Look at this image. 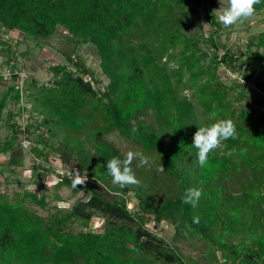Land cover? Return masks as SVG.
<instances>
[{
  "label": "trees",
  "instance_id": "1",
  "mask_svg": "<svg viewBox=\"0 0 264 264\" xmlns=\"http://www.w3.org/2000/svg\"><path fill=\"white\" fill-rule=\"evenodd\" d=\"M217 5V0H0L1 28L42 44L61 26L74 42L73 49H64V62L50 66L51 82L25 77L22 88L32 100L30 113L41 116L34 128L43 127L50 136L39 134L31 150L48 162L52 152L66 162L74 158L91 182L73 188L72 172L34 164L42 175L57 176L55 188L85 194L70 207L55 205L41 215L28 203L46 207L51 193L24 188L10 198L0 169V264H264V114L255 117L247 107L239 109L231 97L235 89L245 97L246 80L264 72L259 50L264 31L245 50L228 47L221 53ZM255 8L264 12V0ZM200 12L212 27L205 37L210 52L201 50L200 37L191 32L201 25ZM83 43L95 47L109 79L103 88L85 60L72 55ZM0 44L11 63L12 46L2 39ZM221 67L229 68V75L241 72L242 82L233 76L225 84ZM10 72L11 77L19 74L15 66ZM21 97L15 84L0 97V131L5 124L14 135L0 137V154L9 153V167L22 168L23 146L16 141L30 133L31 125L19 129L12 122L11 111L4 121L8 101L17 103ZM148 113L154 123L145 118ZM216 119H231L237 137L223 141L201 167L194 133ZM111 131L156 153L167 192L160 194L157 173L137 167V160L131 167L139 185L112 183L107 161L114 156L123 160L126 154L103 138ZM190 187L203 188L196 208L182 202ZM131 191L137 199L134 208L128 206ZM53 198L62 200L57 191ZM93 217L100 219V230L88 229ZM153 221L171 223L174 242H204L202 260L164 242L147 227Z\"/></svg>",
  "mask_w": 264,
  "mask_h": 264
},
{
  "label": "rangeland",
  "instance_id": "2",
  "mask_svg": "<svg viewBox=\"0 0 264 264\" xmlns=\"http://www.w3.org/2000/svg\"><path fill=\"white\" fill-rule=\"evenodd\" d=\"M217 1L218 5L214 8V12L216 14V20L219 22L218 16L220 13L216 10L227 7L228 0ZM197 23H201V25L198 24L195 26L191 29V32H196V35L200 37L197 43L201 50L210 52L212 51V46L207 44L205 37L210 35L212 27L202 12H200ZM61 28L62 27L60 26L59 31L48 40L44 41L42 44H37L34 40L23 38V34L18 30H9L0 27V40L2 39V41L8 42L14 51V54L11 55L14 60L10 63L7 61L8 54L4 50L5 46L0 44V74L3 77V79L0 80V97L9 85L15 84L20 86V83H22L25 77H28L29 79L35 77L40 83L51 82L53 74L50 70V66L64 62V49H73L74 45V42L72 43V41L63 34ZM263 31L264 12H255L252 17L248 18L243 23H237L231 27H224L220 23L216 41L221 53H223L228 47L245 50L248 42L251 39H254V41L257 42L259 34ZM253 48L256 49L255 46ZM76 49L75 52H72V55H75L76 57L81 56L86 64L94 70L96 77L100 80V86L102 88L105 87L109 82V79L101 71L100 59L95 52L94 45L92 43H83L79 44ZM259 50L264 53V45L260 46ZM14 66L18 69L20 76L18 74L11 77L9 70ZM229 72V68L225 69L224 67H221L219 69V77L225 84H230L234 79L233 76H238L239 81L242 82L240 79L241 72L236 70L235 73H231L230 75ZM257 76L258 77L254 78V80H246L243 84V88L247 90L245 97L238 96L237 90L239 89H235L231 95L232 100L239 109L247 107V109L253 112L255 117L261 113L264 114V72ZM258 80L263 84L262 87H258ZM92 84L97 85L95 82H92ZM31 104V97L28 95L27 91H23L19 102L16 103L13 100H9L4 109V121L7 119L8 111H11L13 113L12 122H15L16 125L19 126V129L31 125L29 131L31 134L29 133V138L20 137L18 135L16 141L17 143L21 142V146H23L24 164L22 168L15 166L9 167L7 165L10 157L9 153L0 154V169L3 171L1 179L3 181L7 179V182H4L3 191H5L10 198H13L17 191H22L24 188L37 191L45 189L46 193H51V197L48 200L49 204L46 205V207H41L34 203H28L30 209L41 215H48L55 210V205L66 208L70 207L78 198L85 197V194L84 190H80L78 193L73 194L71 189L66 186L55 188V184L58 181L56 175L49 174L44 176L42 175L44 173L43 171L33 168L34 164L40 163L43 167H48L50 165L49 167L54 169L55 172L65 173L66 171L73 172V170L79 169V165L75 162L74 158H71L66 162L61 160L60 153L53 152L50 154L52 161L48 162L44 157L37 156L31 150V147L36 144L35 139L38 138L39 134H43V136L48 139L50 138L49 132L43 127L34 128V125H36L35 123L41 118V116L36 113H30ZM145 118L148 122H155L150 113H148ZM0 137L1 140L14 137L12 128L4 124L0 131ZM103 138L119 148L124 154L128 151H134L141 152L148 157L149 163L145 166H148L151 173H157L158 176L156 177L159 181L156 183L157 189L160 191V194L167 192L166 187L168 185V180H165V182L167 181L166 183H160L161 177H166V174L164 171L162 172L159 170L161 164L156 153L143 150L140 145L118 135L115 131L106 133ZM38 146L42 147V144H38ZM134 160L139 162L138 159ZM86 184H91L89 177ZM40 185L43 188H41ZM54 191H57L62 197V200H55L53 198ZM127 198L129 208L136 207L137 199L132 191L127 194ZM99 223L100 219L98 217H93L88 229H97ZM75 226L76 225H74V228H76ZM147 227L161 237L164 242L177 246L186 256L202 260L203 250L206 248L204 242L191 238L174 242V227L167 221H162L160 223L153 221L148 223Z\"/></svg>",
  "mask_w": 264,
  "mask_h": 264
},
{
  "label": "clouds",
  "instance_id": "3",
  "mask_svg": "<svg viewBox=\"0 0 264 264\" xmlns=\"http://www.w3.org/2000/svg\"><path fill=\"white\" fill-rule=\"evenodd\" d=\"M261 0H228L227 7L216 10L219 12L218 20L224 27H231L237 23H243L252 17L255 12V6L260 4ZM213 113V117H215ZM133 134L138 132L137 128L132 129ZM237 137L236 127L231 119H216L214 123L208 126H200L194 133L193 146L198 150L197 162L204 167L208 161V155L213 150L219 148L223 141ZM134 159H138L137 167H143L149 163L148 157L141 152L128 151L125 158L121 160L118 157H112L107 161V173L112 177V183L121 188L131 185H139L131 165ZM164 171L163 167L159 169ZM72 187L82 186L88 180L87 174H82L79 169L72 172ZM203 194L202 187L187 188L182 196V202L190 205L192 208L198 206L199 200ZM194 223H199V217H193Z\"/></svg>",
  "mask_w": 264,
  "mask_h": 264
},
{
  "label": "built area",
  "instance_id": "4",
  "mask_svg": "<svg viewBox=\"0 0 264 264\" xmlns=\"http://www.w3.org/2000/svg\"><path fill=\"white\" fill-rule=\"evenodd\" d=\"M9 72H10V70H9ZM10 73H11V72H10ZM20 88H21V91H22V93H23L22 83H20Z\"/></svg>",
  "mask_w": 264,
  "mask_h": 264
}]
</instances>
